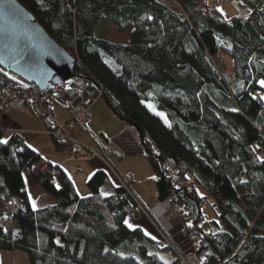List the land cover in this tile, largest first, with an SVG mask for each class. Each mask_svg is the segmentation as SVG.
Segmentation results:
<instances>
[{"label": "trees", "instance_id": "1", "mask_svg": "<svg viewBox=\"0 0 264 264\" xmlns=\"http://www.w3.org/2000/svg\"><path fill=\"white\" fill-rule=\"evenodd\" d=\"M29 1L46 32L76 59L69 83L46 92L48 103L66 107L81 93L89 107L103 98L113 114L137 126L157 198L184 205L197 239L179 227L189 248L182 251L164 233L156 240L129 228L124 221L140 213L134 198L140 201L129 188L132 177L117 173L110 157L127 188L117 177L119 184L101 192L109 172L97 169L86 181L90 193L80 196L60 167L47 162L50 171L35 175L31 165L46 160L14 132L0 144V249L25 251L30 264H170L174 250L192 252L198 242L206 250L201 264H264V0H235L247 12L230 18L216 0ZM102 19L111 23L110 34L129 29L127 41L97 34ZM220 52L231 58L230 73L219 65ZM23 84L0 67V95ZM148 101L165 110L168 123ZM46 127L66 154L69 142ZM24 173L52 197L50 204L31 206ZM9 221L13 232L4 229ZM162 235L171 246L160 242ZM136 242L140 259L131 252ZM162 248L172 259L160 258Z\"/></svg>", "mask_w": 264, "mask_h": 264}, {"label": "crops", "instance_id": "2", "mask_svg": "<svg viewBox=\"0 0 264 264\" xmlns=\"http://www.w3.org/2000/svg\"><path fill=\"white\" fill-rule=\"evenodd\" d=\"M127 39L128 38H126L125 41L120 40L119 42L124 43L127 41ZM50 101L49 106L53 110L56 119L61 122H66L70 117L68 109L63 104H60L53 99ZM52 101L56 103L55 107H53ZM93 104L94 103H92L88 107V115H90L89 120L87 121L88 126H86L87 123L81 126L77 125L75 130L73 131V134L77 138H79L85 145L90 146L83 141V136L80 135L84 133L85 129L87 134L91 136L92 141L98 146L97 150L110 149L113 151V153L124 151L122 149V146H120L117 142L119 135L115 136L112 139L106 136V142L104 140L101 141L97 137H95V135H92V126L94 124L95 118L98 117L102 119L103 117H106L108 119L112 118V120H115L113 119L114 114L111 113V115H109V112L111 111L104 103H98L96 108L93 106ZM0 129L4 130L3 139H6L11 133L14 132L19 134L24 139V141L29 146H31L37 152V154L41 156V158L46 160V162L54 167H60L61 169H63L72 179L75 189L79 195H88V192H90V190L86 185L87 179L93 174L95 170L105 169L102 165L103 163L100 160L97 161L98 159H86L87 161L66 159L63 151L56 150L54 144L52 143L51 135L47 132V127L41 120V117L31 112L28 105L21 100H14L3 111H1ZM120 154L122 155L123 152H121ZM110 158H112V155L110 156ZM117 158L121 159L122 157L120 156ZM76 162L80 164L79 167L76 165ZM121 176L126 177L129 175L125 174ZM23 177L24 190L28 199L29 197H31V199H29V202L32 207L33 201L35 202L36 207L44 206L52 202V197L41 189L39 184L34 181L32 176H30L28 173H24ZM133 182L134 179L132 177V181L129 183V188L138 198V200L143 204L148 214L144 215L145 217L143 219L138 213L137 215H135L137 216L135 219L130 218L127 220L129 224L133 225V227H141L144 233H147V236L156 240H159L161 233H164L171 241H173V243L176 244L177 247H179L180 250L184 251L189 249L186 239L182 238L179 234L180 225L173 220L170 221L164 218L163 214L166 206L165 201L160 200V202H152L148 201L145 197H141L137 193V191L134 190ZM112 185L116 184H113L112 182ZM111 188L112 186L106 188L105 190L101 189V192L107 193Z\"/></svg>", "mask_w": 264, "mask_h": 264}, {"label": "rangeland", "instance_id": "3", "mask_svg": "<svg viewBox=\"0 0 264 264\" xmlns=\"http://www.w3.org/2000/svg\"><path fill=\"white\" fill-rule=\"evenodd\" d=\"M22 1L24 2V4H26L29 7L33 6V3L30 2L29 0H22ZM213 1L214 0H209L210 4ZM216 2H217L216 3L217 7L222 12L225 18H230L234 15H238V16L244 15L247 12L246 7L245 6L241 7L239 3L237 2L235 3V0H216ZM111 26H112L111 23L109 22L107 23L105 22V20L102 19L96 28V33L99 35H104L105 38H108L113 42H119L120 40L125 41V39L129 37V29L124 32H116L110 34L108 30L110 29ZM217 57L219 59L218 61L219 65L222 67L223 71L225 73H230L231 71L230 56L224 52H220L217 55ZM95 102H93L94 103L93 106L95 108L97 107L98 103H104L106 105L103 98H99V100L96 103ZM52 103H53V107H55L56 103L54 101H52ZM147 104L148 107L152 111L156 112L163 119L164 122L168 123L166 112L164 109L156 108V106L151 101H148ZM109 113H110L109 115H111V113L113 112H109ZM113 117H114L113 119L115 120H112V118L108 119L106 117H103L102 119L98 117L95 118L94 124L92 126L93 127L92 135H95V137H97L101 141L104 140L102 135L105 137L108 136L111 139L119 135L117 142L119 143L120 146H122V149L124 150L121 151L123 152L122 154L123 156L121 159H118L117 157L120 155L121 152L117 150L119 152L117 153L115 152V154L112 155V158H110L116 172L121 175H125V174L129 176L131 175L134 179L133 188L134 190L137 191V193L141 197H145L148 201L160 202V200L156 196V185L154 182L155 173L151 165L143 155L142 146L140 144L139 136L136 129L133 126L128 125L127 123L122 121L115 114ZM86 126H88V123ZM80 135L83 136L82 137L83 141L91 146V147L89 146L90 148L94 147L93 148L94 150L98 149V146L92 141L91 136L87 134L85 129H84V133ZM97 151L101 152V150H97ZM63 153H65V151H63ZM65 155L66 154H64V156ZM94 159H98L97 161L100 160L99 158H94ZM69 160H86V159L78 158V159H69ZM100 161L103 163L102 164L103 167L109 172V176H110V178H108L107 182L104 184V186L101 189L105 190L106 188L111 187L112 182L113 184H119V181L117 180V176L115 172L112 170V168H110L102 160ZM76 165L78 167L80 166L78 162H76ZM38 169L41 170L42 168L38 167ZM89 193L90 192H88V194ZM80 196H85V195H80ZM202 213L206 216L205 218L212 216L211 209L209 208L207 202L202 207ZM139 214L140 217L144 219L145 217L144 215L146 214L143 212H140ZM136 217L137 216H132L131 214H128L126 220L130 218L135 219ZM172 220L178 223L180 227H182L181 225L182 222L180 221L179 218L175 217L172 218L170 221ZM137 244L138 242L135 243L134 248L132 249L131 252L135 257L140 259V254L137 250ZM14 251L0 249V264H30L28 254L25 251H21V250H14ZM157 253L160 256V258L164 260L172 259L173 257L171 250L169 248L158 249Z\"/></svg>", "mask_w": 264, "mask_h": 264}, {"label": "water", "instance_id": "4", "mask_svg": "<svg viewBox=\"0 0 264 264\" xmlns=\"http://www.w3.org/2000/svg\"><path fill=\"white\" fill-rule=\"evenodd\" d=\"M75 57L59 45L20 0H0V67L48 92L73 77ZM138 135L141 131L137 126Z\"/></svg>", "mask_w": 264, "mask_h": 264}, {"label": "built area", "instance_id": "5", "mask_svg": "<svg viewBox=\"0 0 264 264\" xmlns=\"http://www.w3.org/2000/svg\"><path fill=\"white\" fill-rule=\"evenodd\" d=\"M69 81L60 83L54 82L51 89L62 87L67 85ZM20 98L26 101L31 109V111L43 119L44 123L48 126H51L53 129V134L57 136L61 141H67L70 144V150L66 153L67 159H91L94 157L99 158L105 162L110 168L108 160L111 155H113L110 149L104 151H97L93 148L82 143L78 138H76L72 132L75 129L76 124H85L89 119L88 111L85 105V99L81 93H78L73 99L66 103V108L70 112V118L66 122L58 121L55 117L53 110L50 108L46 92H43L37 85L34 83H29L24 81L23 87L18 89H8L0 95V107L4 108L8 102ZM50 133V132H49ZM38 167L42 168L41 170ZM31 171L34 174L48 173L50 168L46 161H41L39 164H32ZM36 172V173H35ZM116 176L121 181L123 187L127 188L125 185L124 179H121L118 174ZM174 184H180L181 180L178 176L174 175ZM43 179V178H42ZM115 190H111V193H114ZM130 194V193H129ZM134 198L133 195H131ZM134 201L136 206L134 209L146 214V210L143 205L140 204L135 198ZM166 206L164 210V216L167 220L172 218H179L182 222V233L188 235V237L197 239L195 230L190 224L188 213L181 202L174 201L172 199H167L165 201ZM14 223L12 221L7 222L4 225V229L7 232H13ZM204 229H209L208 224L203 225ZM161 243L169 244V239L166 236L162 235ZM171 246V245H170ZM175 258L174 261L170 264H201V258L205 255L206 250L203 249L200 244L197 242L195 248L192 252L182 253L177 250H174Z\"/></svg>", "mask_w": 264, "mask_h": 264}, {"label": "snow or ice", "instance_id": "6", "mask_svg": "<svg viewBox=\"0 0 264 264\" xmlns=\"http://www.w3.org/2000/svg\"><path fill=\"white\" fill-rule=\"evenodd\" d=\"M259 83H260V86H261L262 88H264V80L259 81ZM260 99L264 100V96H261ZM7 142H8L7 139H0V144H6ZM258 159H259V158H258ZM29 199H31V197H29ZM35 207H36V205H35V202L33 201V208L35 209ZM124 223H125L126 225H128L129 228H132V227H133V225L129 224V222H128L127 220H125ZM146 234H147V233H146ZM106 251H107V250H106Z\"/></svg>", "mask_w": 264, "mask_h": 264}]
</instances>
